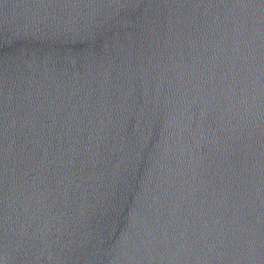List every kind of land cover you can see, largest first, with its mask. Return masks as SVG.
Instances as JSON below:
<instances>
[{"label":"water","instance_id":"1","mask_svg":"<svg viewBox=\"0 0 264 264\" xmlns=\"http://www.w3.org/2000/svg\"><path fill=\"white\" fill-rule=\"evenodd\" d=\"M0 264H264V0H0Z\"/></svg>","mask_w":264,"mask_h":264}]
</instances>
